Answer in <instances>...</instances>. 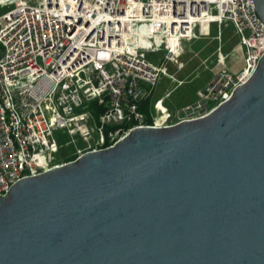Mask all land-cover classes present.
<instances>
[{"label":"water","instance_id":"95a60500","mask_svg":"<svg viewBox=\"0 0 264 264\" xmlns=\"http://www.w3.org/2000/svg\"><path fill=\"white\" fill-rule=\"evenodd\" d=\"M0 264H264V54L205 116L15 182Z\"/></svg>","mask_w":264,"mask_h":264},{"label":"built area","instance_id":"2783aa9c","mask_svg":"<svg viewBox=\"0 0 264 264\" xmlns=\"http://www.w3.org/2000/svg\"><path fill=\"white\" fill-rule=\"evenodd\" d=\"M0 4L7 7L0 14V195L19 179L65 163L55 155L63 137L70 138L66 144L84 145L78 157L112 146L135 127H167L205 116L251 76L264 54V24L253 0ZM225 22L239 37L243 67L234 72L221 66L196 99L177 111L162 99L141 110L161 76L182 82L165 66L182 68V43ZM157 52L163 55L154 63L146 53ZM98 107L103 112L95 114ZM118 123L129 126L105 135V126Z\"/></svg>","mask_w":264,"mask_h":264},{"label":"rangeland","instance_id":"374dc122","mask_svg":"<svg viewBox=\"0 0 264 264\" xmlns=\"http://www.w3.org/2000/svg\"><path fill=\"white\" fill-rule=\"evenodd\" d=\"M6 9L7 7L3 11ZM218 33L220 39L215 37ZM239 42V37L231 23L225 22L219 29L216 25L210 24L209 35H203L182 43L180 56V60L184 64L182 68L177 69L173 62L165 64L167 72L169 74L175 73V77L182 82L178 84L171 78L161 76L155 86L153 97L161 98L164 103L173 107L174 111L179 110L183 104L196 99V90L203 89L221 66H225L234 72L243 67V49ZM146 55L148 59L158 63L163 52L146 53ZM219 55H222L224 59L223 64L218 62ZM166 93L169 95L166 96ZM59 141L62 147L55 155H58L62 160L77 155L78 150L84 147L80 141L74 145L66 144L67 141H70L69 137H63Z\"/></svg>","mask_w":264,"mask_h":264},{"label":"trees","instance_id":"16d2710c","mask_svg":"<svg viewBox=\"0 0 264 264\" xmlns=\"http://www.w3.org/2000/svg\"><path fill=\"white\" fill-rule=\"evenodd\" d=\"M150 104H151V99L148 98L141 105L140 109L143 110V111H148ZM101 112H103V108L102 107H98V108H96L94 110V113L95 114H98V113H101ZM128 126L129 125L126 124V123H118V124L107 125V126H105V135H107V133L109 131H114V130H116L119 127H122V128L125 129ZM75 157H76V155H73V156H70V157H66L64 161L67 162V161L73 160Z\"/></svg>","mask_w":264,"mask_h":264},{"label":"crops","instance_id":"0c3cea01","mask_svg":"<svg viewBox=\"0 0 264 264\" xmlns=\"http://www.w3.org/2000/svg\"><path fill=\"white\" fill-rule=\"evenodd\" d=\"M4 8H6V6L5 5H2V4H0V14L3 12V10H4ZM195 54V53H194ZM183 63V62H182ZM184 65V64H183ZM167 77V76H166ZM168 78V77H167ZM212 79V78H211ZM155 89V88H154ZM198 90V89H197ZM196 90V91H197ZM154 92V91H153ZM167 94V93H166ZM165 94V95H166ZM169 95V94H168ZM167 95V96H168ZM195 95H196V92H195ZM151 99V103L153 102V101H155V100H157V99H161V98H154L153 97V95H152V98H150ZM195 100V99H194ZM194 100H192V101H188L187 103H185V104H183L181 107H179V108H182L183 106H185V105H187V104H189V103H191V102H193ZM162 103H163V105L164 106H166L170 111H174V109H173V107H171L170 105H168V104H166V103H164V100H162Z\"/></svg>","mask_w":264,"mask_h":264}]
</instances>
